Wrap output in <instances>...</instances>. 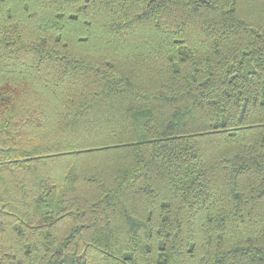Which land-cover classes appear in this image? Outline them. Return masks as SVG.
<instances>
[{
  "label": "trees",
  "instance_id": "obj_1",
  "mask_svg": "<svg viewBox=\"0 0 264 264\" xmlns=\"http://www.w3.org/2000/svg\"><path fill=\"white\" fill-rule=\"evenodd\" d=\"M0 264H264V0H0Z\"/></svg>",
  "mask_w": 264,
  "mask_h": 264
},
{
  "label": "rangeland",
  "instance_id": "obj_2",
  "mask_svg": "<svg viewBox=\"0 0 264 264\" xmlns=\"http://www.w3.org/2000/svg\"><path fill=\"white\" fill-rule=\"evenodd\" d=\"M66 228H67V226H63V230L62 231H64Z\"/></svg>",
  "mask_w": 264,
  "mask_h": 264
}]
</instances>
